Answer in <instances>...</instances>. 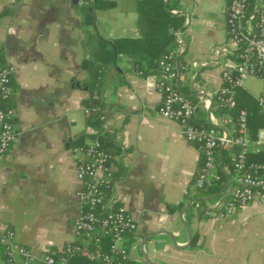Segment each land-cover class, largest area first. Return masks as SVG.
<instances>
[{
    "label": "crops",
    "instance_id": "0c3cea01",
    "mask_svg": "<svg viewBox=\"0 0 264 264\" xmlns=\"http://www.w3.org/2000/svg\"><path fill=\"white\" fill-rule=\"evenodd\" d=\"M104 1L113 6L95 13L97 33L105 39L136 38L137 0ZM180 2L185 50L177 87L185 97L196 99L193 119L210 125L211 117L231 136L232 121L216 116L211 102L208 109L203 107L221 87L223 65L235 63L233 56L217 53L230 49L228 0ZM78 3L0 0V62L13 70L11 107L17 133L0 168V264H7L2 257L7 231L13 233V247L35 256L56 254L77 240L72 221L81 210L76 196L80 183L70 149L80 138L91 141L92 134L82 107L87 92L78 86L86 79L80 68L85 53ZM115 73L107 75L99 92L109 105L101 124L111 132L109 152L118 175L115 201L135 222L130 257L144 254L154 264H264V205L250 204L225 216L203 214L224 187L210 195L192 188L200 154L176 123L157 115L156 75L141 77L123 58ZM245 82L251 89L259 84L257 95L244 88ZM243 83L241 88L256 103L264 94L262 83L257 78ZM252 155L253 163L264 164L263 154ZM226 169L221 168L223 173ZM234 177L233 172L226 176V187L233 185ZM19 262L14 255L13 263Z\"/></svg>",
    "mask_w": 264,
    "mask_h": 264
},
{
    "label": "built area",
    "instance_id": "2783aa9c",
    "mask_svg": "<svg viewBox=\"0 0 264 264\" xmlns=\"http://www.w3.org/2000/svg\"><path fill=\"white\" fill-rule=\"evenodd\" d=\"M247 2L248 0H229L225 26L230 49L220 48L217 52L235 59V63L225 64L221 68V87L213 94L218 96L217 101L226 110L235 108L232 89L241 87L245 79H259L264 91V0H252L249 7ZM172 35L174 48L157 62L154 90L160 96V102L156 113L161 118L176 123L186 141L195 145L200 154L202 164L197 169L192 188L203 191L219 180L216 172L218 147L228 145L239 149L237 154L229 158L235 175L233 185L226 187L219 198L215 197L203 214L225 216L250 204L264 205V164L247 162V155L264 153V141L258 140L259 133L264 132V94L256 99V110L262 118L263 128L257 132L255 140L249 135L245 110L237 112L233 122L234 136L226 137L224 132L215 131L213 128L216 123L211 117L209 122L213 128H194L189 124L194 106L177 91V68L170 62L184 53L185 39L180 31H174ZM191 67L197 68L196 63H191ZM12 74L11 67H0V168L17 137L13 127L15 112L9 106L13 95L10 85ZM207 100L203 103L205 109L210 104V98L207 97ZM100 128L102 131L106 130L102 124ZM70 157L75 178L80 183L76 196L81 208L72 221V229L76 238L82 234L88 237L92 248L87 251L86 257L102 264H127L128 261L141 264L140 258L129 255L132 245L126 247L124 244L126 237L133 239L135 222L115 201L113 156L102 150L96 139H92L85 147H72ZM223 196L225 198L221 200ZM100 235L108 238L106 252H102ZM2 239L7 264H14V255L20 259L19 264H67V257L81 252L80 247L66 244L55 257L50 253L35 256L23 247H13L11 231L5 232ZM139 251H142L141 247Z\"/></svg>",
    "mask_w": 264,
    "mask_h": 264
},
{
    "label": "trees",
    "instance_id": "16d2710c",
    "mask_svg": "<svg viewBox=\"0 0 264 264\" xmlns=\"http://www.w3.org/2000/svg\"><path fill=\"white\" fill-rule=\"evenodd\" d=\"M247 3L249 7L252 0H248ZM112 6V3L104 0H79V3L75 5V11L79 18L78 28L82 34L80 45L85 53V58L81 61L80 68L86 73V79L78 84L80 88L87 92V98L82 102L84 122L86 127L93 131L90 140L96 139L99 147L110 155H112L109 152L111 151V132L107 129L102 131L100 128L102 114L109 108L107 101L99 97V92L105 83L107 75L112 74L116 76L115 67L123 58L133 68L134 72L141 77L151 74H155L157 77V62L174 48L172 34L174 31H183L185 19L180 0H137L135 4L137 37L133 39H105L96 31L95 13L97 11L107 10ZM170 62L177 68V78L175 80L177 91L192 106H195L196 99L185 97L177 87L179 74L184 68L183 63L180 58L171 59ZM0 67H2L1 62ZM232 90L235 101L234 109L226 110L217 101L218 96L216 95L211 98V107H215L214 113L216 116L224 121L229 119L232 123L235 121L237 112L245 110L247 113L248 132L251 139L255 140L257 129L263 126L262 118L257 114L256 103L241 87H235ZM9 106H11V101L9 102ZM193 114L194 116L196 114L194 110ZM189 124L196 129L213 128L204 121L193 119V116L189 120ZM232 128L231 136H234V125ZM213 129L220 132L216 128ZM85 146L86 143H83L80 138L74 141L72 147ZM222 151L223 155L220 157V162L218 160L216 162V172L219 175V180L213 182L210 187L200 192L207 195L219 193L226 183V176L229 177L232 174L233 171L229 163V158L231 155L237 154L239 149L235 146L229 147L228 145H224ZM259 153L260 155H264L263 152ZM261 157L264 158V156ZM253 158L254 156L252 154L247 155V162L254 161L255 158ZM201 164L202 160L200 157L198 167ZM223 167L227 168L224 173L221 170ZM117 176V172H115L113 180H116ZM99 238L101 240L102 252H106L109 244L108 238L102 237L101 235ZM76 239L70 245L80 247L81 252L67 257V264H102L99 261H91L86 257L87 251L92 248L86 235L82 234ZM132 241V237H126L124 242L125 246L129 247ZM2 251V257L5 259L4 249ZM58 253L59 251L54 254V257ZM127 264L132 263L128 261Z\"/></svg>",
    "mask_w": 264,
    "mask_h": 264
},
{
    "label": "rangeland",
    "instance_id": "374dc122",
    "mask_svg": "<svg viewBox=\"0 0 264 264\" xmlns=\"http://www.w3.org/2000/svg\"><path fill=\"white\" fill-rule=\"evenodd\" d=\"M243 86L245 89H250V91L254 94V95H257V91H258V88H259V84L258 83H254L253 84V88L251 89L250 88V84L248 82H245L243 83ZM258 140L260 142L264 141V132H260L259 135H258ZM135 253H139V251H135Z\"/></svg>",
    "mask_w": 264,
    "mask_h": 264
},
{
    "label": "water",
    "instance_id": "95a60500",
    "mask_svg": "<svg viewBox=\"0 0 264 264\" xmlns=\"http://www.w3.org/2000/svg\"><path fill=\"white\" fill-rule=\"evenodd\" d=\"M210 102H211V101L209 100V103H210ZM215 128L218 129V130H221L222 132H224L225 135H226V137H228V133L226 132V130H224L223 128L218 127V126H215ZM226 186H227V184H225L223 190L226 189ZM212 198H213V197H212ZM214 198H215V197H214ZM224 198H225V197L223 196L221 200H224ZM145 241H146V240L143 239V241H142V243H141V246L145 243ZM140 262H141V264H154V263H152L151 261H149L148 258H147V256L144 255V254L141 255Z\"/></svg>",
    "mask_w": 264,
    "mask_h": 264
}]
</instances>
